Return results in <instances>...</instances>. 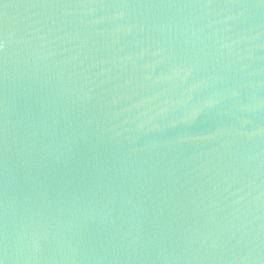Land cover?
I'll list each match as a JSON object with an SVG mask.
<instances>
[{
  "label": "water",
  "instance_id": "95a60500",
  "mask_svg": "<svg viewBox=\"0 0 264 264\" xmlns=\"http://www.w3.org/2000/svg\"><path fill=\"white\" fill-rule=\"evenodd\" d=\"M0 264H264V0H0Z\"/></svg>",
  "mask_w": 264,
  "mask_h": 264
}]
</instances>
